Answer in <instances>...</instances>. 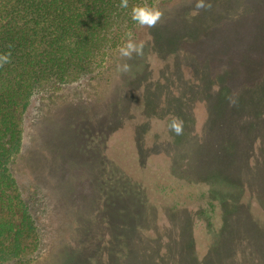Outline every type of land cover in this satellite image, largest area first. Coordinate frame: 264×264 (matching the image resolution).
Listing matches in <instances>:
<instances>
[{"label":"rangeland","instance_id":"obj_1","mask_svg":"<svg viewBox=\"0 0 264 264\" xmlns=\"http://www.w3.org/2000/svg\"><path fill=\"white\" fill-rule=\"evenodd\" d=\"M195 3H155L160 22L136 26L142 56L125 61L118 45L93 71L34 95L10 171L37 241L5 264H244L234 256L264 254V0L211 2L189 19ZM193 23L198 37L177 41ZM124 62L131 73L117 72ZM172 116L182 135L168 130ZM217 173L251 187L235 197V235L212 248L227 200L207 178ZM237 235L250 240L235 252Z\"/></svg>","mask_w":264,"mask_h":264},{"label":"trees","instance_id":"obj_2","mask_svg":"<svg viewBox=\"0 0 264 264\" xmlns=\"http://www.w3.org/2000/svg\"><path fill=\"white\" fill-rule=\"evenodd\" d=\"M159 1L167 2L128 0L125 9L119 7L121 0H0V53L11 52L10 63L0 67V264L24 261L37 241L36 225L10 171L22 145V116L34 95L45 84L55 85L54 82L93 71V65L107 50L125 42L127 32L131 31L135 38L138 24L131 19L132 6L152 7ZM211 2L223 7L228 0L206 1ZM198 35L193 23L185 37L175 38L195 40ZM221 92L225 93L220 98L228 97L226 91ZM207 178L225 193L222 199L229 200L220 203L222 226L214 248L217 243L222 246L221 234L227 239L235 235L232 217L243 208L235 197L240 200L251 185L218 173ZM259 193V188H255L250 194L258 198ZM254 226L258 232L263 230L261 225ZM242 236L246 238L244 242ZM237 238L239 241L235 239L231 245L235 252L239 244L246 245L250 240L246 235ZM234 257H241L238 262L244 264H264L261 253L244 257L242 252ZM191 260L198 264L193 256Z\"/></svg>","mask_w":264,"mask_h":264},{"label":"clouds","instance_id":"obj_3","mask_svg":"<svg viewBox=\"0 0 264 264\" xmlns=\"http://www.w3.org/2000/svg\"><path fill=\"white\" fill-rule=\"evenodd\" d=\"M128 0H121L119 7L128 8ZM211 3H206V0H196L194 11L190 13L189 19L199 14V10L211 9ZM131 19L141 27L154 28L163 17V12L158 7H151L147 4L133 5L130 12ZM126 40L118 47V53L125 61L131 60L134 56H142L144 50V41H136L131 31L127 32ZM11 48V45H8ZM11 52L0 53V67L10 63ZM132 71V66L127 63L117 65V72L121 74H129ZM229 104L234 105L236 100L233 96L227 97ZM169 131L176 135H182L184 130V122L181 118L172 116L167 124Z\"/></svg>","mask_w":264,"mask_h":264}]
</instances>
